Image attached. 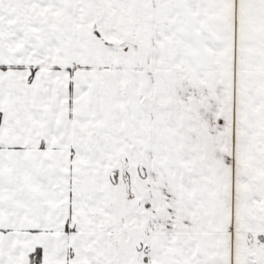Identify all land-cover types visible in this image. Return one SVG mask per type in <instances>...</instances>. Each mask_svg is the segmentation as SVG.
I'll return each mask as SVG.
<instances>
[{"label": "snow or ice", "instance_id": "1", "mask_svg": "<svg viewBox=\"0 0 264 264\" xmlns=\"http://www.w3.org/2000/svg\"><path fill=\"white\" fill-rule=\"evenodd\" d=\"M0 264H264V0H0Z\"/></svg>", "mask_w": 264, "mask_h": 264}]
</instances>
